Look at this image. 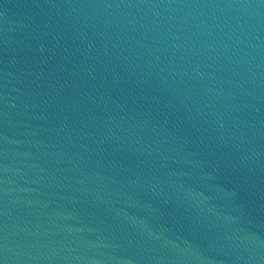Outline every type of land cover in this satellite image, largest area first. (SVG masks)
I'll return each mask as SVG.
<instances>
[{
	"label": "water",
	"instance_id": "obj_1",
	"mask_svg": "<svg viewBox=\"0 0 264 264\" xmlns=\"http://www.w3.org/2000/svg\"><path fill=\"white\" fill-rule=\"evenodd\" d=\"M0 264H264V0H0Z\"/></svg>",
	"mask_w": 264,
	"mask_h": 264
}]
</instances>
